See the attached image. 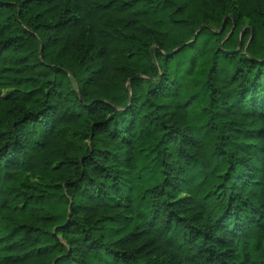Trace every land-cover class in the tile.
Listing matches in <instances>:
<instances>
[{
  "label": "trees",
  "instance_id": "trees-1",
  "mask_svg": "<svg viewBox=\"0 0 264 264\" xmlns=\"http://www.w3.org/2000/svg\"><path fill=\"white\" fill-rule=\"evenodd\" d=\"M0 264H264V0H0Z\"/></svg>",
  "mask_w": 264,
  "mask_h": 264
}]
</instances>
